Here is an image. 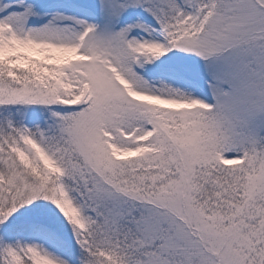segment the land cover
<instances>
[{"label":"snow or ice","instance_id":"1","mask_svg":"<svg viewBox=\"0 0 264 264\" xmlns=\"http://www.w3.org/2000/svg\"><path fill=\"white\" fill-rule=\"evenodd\" d=\"M0 264H264V0H0Z\"/></svg>","mask_w":264,"mask_h":264}]
</instances>
